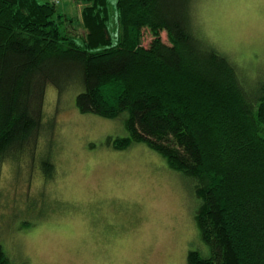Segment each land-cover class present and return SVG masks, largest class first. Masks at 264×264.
<instances>
[{"label":"trees","instance_id":"trees-1","mask_svg":"<svg viewBox=\"0 0 264 264\" xmlns=\"http://www.w3.org/2000/svg\"><path fill=\"white\" fill-rule=\"evenodd\" d=\"M77 1L82 42L54 3L0 0V165L29 158L55 179L50 155L36 159L52 142L46 92L75 89L81 112L123 122L126 133L107 145L143 141L193 185L209 253L191 250L189 263L264 264V84L250 89L238 64L196 30L195 0H117L116 40L109 0ZM0 264H12L1 241Z\"/></svg>","mask_w":264,"mask_h":264},{"label":"rangeland","instance_id":"rangeland-1","mask_svg":"<svg viewBox=\"0 0 264 264\" xmlns=\"http://www.w3.org/2000/svg\"><path fill=\"white\" fill-rule=\"evenodd\" d=\"M48 1L82 42L83 2ZM109 2L116 40L117 0ZM193 16L196 30L247 75L250 89L264 84V0H195ZM151 37L145 29L143 43ZM45 116L54 119L52 142L36 159L50 155L55 179H44L29 158L0 165V241L12 264H191V250L209 253L196 222L201 200L181 172L143 141L123 150L107 145L108 136L126 133L122 121L83 113L75 89L59 94L54 87Z\"/></svg>","mask_w":264,"mask_h":264}]
</instances>
